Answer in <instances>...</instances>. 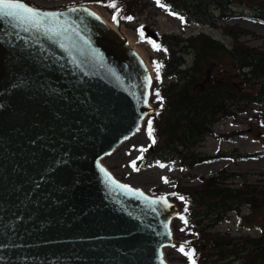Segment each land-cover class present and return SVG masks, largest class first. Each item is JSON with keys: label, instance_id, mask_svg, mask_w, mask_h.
Returning <instances> with one entry per match:
<instances>
[{"label": "water", "instance_id": "95a60500", "mask_svg": "<svg viewBox=\"0 0 264 264\" xmlns=\"http://www.w3.org/2000/svg\"><path fill=\"white\" fill-rule=\"evenodd\" d=\"M20 2L66 15L39 26L0 15V264H171L178 206L102 162L153 111L148 64L88 5ZM159 197L170 207L150 205Z\"/></svg>", "mask_w": 264, "mask_h": 264}, {"label": "trees", "instance_id": "16d2710c", "mask_svg": "<svg viewBox=\"0 0 264 264\" xmlns=\"http://www.w3.org/2000/svg\"><path fill=\"white\" fill-rule=\"evenodd\" d=\"M110 2L82 0L75 4L101 6L111 16L117 15L114 22L122 24L133 19L121 17L134 18L149 4H154L166 14L175 13L172 16L180 18L183 27L193 22L218 26L230 37V43L226 44L204 32L187 36L159 35L156 44L160 46V56L148 62L154 81L151 92L155 97L150 100L154 110L143 125L146 132L147 120L152 119L156 143L151 144L149 139L138 166L159 163L178 168L186 176H194L191 171L195 165L226 157L222 152L208 154L199 148L204 137L211 134L214 123L228 117L235 120L239 113L252 107L258 114V123L263 126L264 49L241 39L246 35L255 38L260 35L238 24L221 26L220 23L232 16H248L264 22V0H160L159 4L157 0H116L120 8L118 14L106 6ZM233 4L243 5L246 13L234 9ZM70 5L73 4L67 6ZM138 30L140 38L152 45L140 27ZM186 53H191L190 64L184 59ZM154 62L162 65L159 80ZM157 91L163 98L162 106L155 95ZM250 155L253 154H234L232 159ZM241 176L238 171L223 168L207 177L199 176L196 185H182L174 178L169 191L161 193L157 188L148 191L153 195L165 194L178 205L180 213L172 223L175 247L178 250L180 245H185L186 250H194L196 264H214L229 257L238 258L239 264H264V181L250 182L243 176L239 185L229 182ZM243 207L249 212L242 213ZM230 212H234L241 223L250 222L260 229V234L243 237L209 231ZM180 216L187 220V225ZM257 218L262 220L255 221ZM185 260L189 264L187 256Z\"/></svg>", "mask_w": 264, "mask_h": 264}, {"label": "rangeland", "instance_id": "374dc122", "mask_svg": "<svg viewBox=\"0 0 264 264\" xmlns=\"http://www.w3.org/2000/svg\"><path fill=\"white\" fill-rule=\"evenodd\" d=\"M36 3L40 7L45 8H60L69 4H75L82 0H26ZM237 11L246 13L247 9L239 4L232 5ZM95 10L101 13L109 22L116 26V22L103 7L93 6ZM218 12L215 11V14ZM238 24L244 28L256 32L260 37L255 38L246 35L241 39L252 46L261 47L264 49V22L248 16L224 19L220 25L232 26ZM147 25L154 29L159 34H179V35H195L200 31H204L207 35L221 39L224 43H230V37L226 36L223 30L216 26L210 27L197 23H190L186 26L181 25L179 18L164 13L155 8L154 4L138 12L132 21L126 24L121 23V31L127 37L129 43L136 47L144 56L147 63L150 60L159 58L160 50L153 48L151 44L140 38L139 27ZM186 64H190L191 53L184 55ZM149 64V63H148ZM155 96L152 95L151 98ZM256 110L252 107L239 113L235 120L231 117L220 120L211 126V134L206 135L199 147L202 151L208 154L222 152L226 157L215 159L211 162H202L195 165L192 169L194 176H186L178 168H171L169 165L164 167L158 166L159 163L151 164L146 167L137 166L138 170H133L130 167L132 161H137V157L141 156L140 148H145L149 138L145 130L139 131L137 136H133L124 141L114 152L106 155L102 162L111 170V172L123 182H126L134 187L149 191L157 188L159 192L164 193L169 191L174 185V178L182 185H196L199 183V176L207 177L220 169L225 171H238L242 174L240 178H235L229 182L239 185L242 182L243 176L247 177V181L259 182L264 181V124L258 123ZM241 131V133H237ZM235 133V134H234ZM218 135H226L220 138ZM253 154L247 157H238L232 159L234 154ZM258 153V154H256ZM231 154V155H230ZM256 154V155H255ZM162 178H167L169 181L165 183ZM248 211L247 207L242 208V213ZM255 217H253L254 219ZM261 221V218L255 219ZM209 231L214 233L227 232L230 236H258L260 229L252 225L250 222L243 221L242 223L235 216L234 212L227 214V218L216 223ZM176 240V233L174 232ZM165 258L172 264H188L185 256L182 255L174 245L165 249ZM216 258V256L214 257ZM214 264H239L238 258L229 257L221 259Z\"/></svg>", "mask_w": 264, "mask_h": 264}, {"label": "snow or ice", "instance_id": "6c2138e0", "mask_svg": "<svg viewBox=\"0 0 264 264\" xmlns=\"http://www.w3.org/2000/svg\"><path fill=\"white\" fill-rule=\"evenodd\" d=\"M99 2V0H98ZM157 3H160V0H157ZM107 7H111L113 9H115V12L118 14L120 12V8L117 6L116 0H111L110 3H108L106 5ZM163 7V5H160ZM77 9L76 8H72L70 7L68 9L69 13L72 12H76ZM84 11H87V9H84ZM91 14V13H90ZM170 15H175V13H169ZM0 15L5 16V17H9V18H17V19H28L30 21L35 22V25L39 26L41 25V22L46 21V20H53V19H59V17L61 16H65L66 13L63 12H47V11H42L40 9L31 7L26 5L23 2H20V0H0ZM94 15V14H92ZM98 18V17H97ZM123 19H127V20H132L133 18L131 16H127V17H121ZM113 21L117 20V15L114 14L112 17ZM181 20L183 22V18L181 17ZM48 32L52 33L53 35L57 34V30L55 28H48L47 29ZM141 36L143 37V33H141ZM150 43H152V46L154 49L156 50H160V46L152 41H149ZM162 65L157 64L154 62V68L156 70V79L159 80L160 79V69H161ZM147 84L150 85L151 84V78L147 77ZM156 97L158 100L161 101V106H162V100L163 98L160 97L159 92L157 91L155 93ZM143 102L145 104H147V94L145 93L143 95ZM139 131V129H137ZM146 133L151 141V144H155L156 143V139L154 137V128H153V121L152 119H148L147 120V128H146ZM151 146V145H149ZM139 151L141 152V156L137 157V160L143 159V152L147 151L146 148H140ZM61 162L60 161H56L55 164L59 165ZM158 166L160 167H164L163 164H159ZM98 167H99V171L102 172L104 174V176L107 178L108 181H110L112 184H117V182L111 177V175L107 172L106 169H104L103 167L99 166V162H98ZM130 167L133 168V170H138L137 166H136V161H132L130 164ZM163 181L165 183H168L169 181L167 180V178H162ZM119 187L125 188L128 191H136L138 194L142 195V193H139V190H134L131 189L129 186L127 185H118ZM172 195H176L175 193H173ZM181 200H185V198L183 196H179L178 197ZM161 203L162 205H164L165 207H170V205H168L167 203V199L165 197H159L158 200H152L150 201V205H155L156 203ZM152 211H156L155 208H152ZM185 211H187V207H185ZM180 219L185 223V225H187V220L183 217L180 216ZM165 227H167V225H165ZM183 231V229H181ZM170 235V233H169ZM181 253H183L185 256H187L188 260H189V264H196V261L194 259V250L192 249H187L185 248V245H180L179 249H178Z\"/></svg>", "mask_w": 264, "mask_h": 264}, {"label": "bare ground", "instance_id": "6f19581e", "mask_svg": "<svg viewBox=\"0 0 264 264\" xmlns=\"http://www.w3.org/2000/svg\"><path fill=\"white\" fill-rule=\"evenodd\" d=\"M139 133H140V132H137V133H135L133 136H137ZM133 136H132V137H133Z\"/></svg>", "mask_w": 264, "mask_h": 264}]
</instances>
